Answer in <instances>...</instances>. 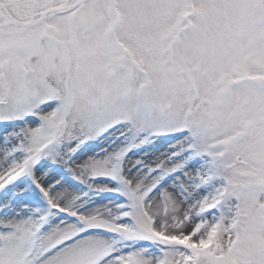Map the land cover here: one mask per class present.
<instances>
[{"label": "snow or ice", "instance_id": "6c2138e0", "mask_svg": "<svg viewBox=\"0 0 264 264\" xmlns=\"http://www.w3.org/2000/svg\"><path fill=\"white\" fill-rule=\"evenodd\" d=\"M0 264H264V0H0Z\"/></svg>", "mask_w": 264, "mask_h": 264}]
</instances>
